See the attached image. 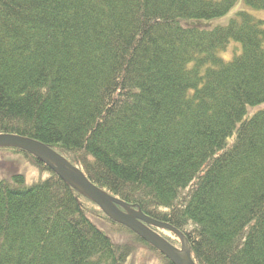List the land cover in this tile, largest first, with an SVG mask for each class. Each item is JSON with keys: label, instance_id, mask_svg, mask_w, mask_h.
I'll return each instance as SVG.
<instances>
[{"label": "trees", "instance_id": "obj_1", "mask_svg": "<svg viewBox=\"0 0 264 264\" xmlns=\"http://www.w3.org/2000/svg\"><path fill=\"white\" fill-rule=\"evenodd\" d=\"M256 10L264 0H0V134L46 144L167 222L196 264H264ZM12 148L49 176L0 179V264H126L131 244L91 214L137 234Z\"/></svg>", "mask_w": 264, "mask_h": 264}, {"label": "water", "instance_id": "obj_2", "mask_svg": "<svg viewBox=\"0 0 264 264\" xmlns=\"http://www.w3.org/2000/svg\"><path fill=\"white\" fill-rule=\"evenodd\" d=\"M1 145L17 146L27 150L50 165L59 175L92 198L109 217L141 235L147 242L164 253L174 264H195L186 239L182 238V250H179L149 230L143 222L157 227L169 228L176 231L182 237L179 231L171 225L153 219L141 211L132 209L127 204L121 203L119 200L106 194L84 177L78 169L70 167L62 157L46 144L22 136L0 135V146ZM116 204L123 205L127 209V213H124Z\"/></svg>", "mask_w": 264, "mask_h": 264}, {"label": "rangeland", "instance_id": "obj_3", "mask_svg": "<svg viewBox=\"0 0 264 264\" xmlns=\"http://www.w3.org/2000/svg\"><path fill=\"white\" fill-rule=\"evenodd\" d=\"M241 8V4L237 3L231 10V15L237 9ZM253 13L259 17L264 19V11L256 10ZM228 53V52H227ZM227 57V56H225ZM228 58V57H227ZM2 149V150H1ZM8 149V151H4ZM15 150L13 148H0V179H10L11 176L15 173H21L26 176L27 182L33 183L42 178H46L49 176V173L46 169H39L36 164H34L29 158H27L22 153H14ZM105 192V191H104ZM117 206L119 204H116ZM119 207V206H118ZM96 209V208H95ZM121 209V208H120ZM124 213H127L125 208L121 209ZM93 220L105 229L115 241H126L131 244L133 247V253L128 257L126 264H169L168 259L163 256L160 251L156 248L151 247V245L145 242L142 236H138L134 234L123 233L122 228L118 225L109 222L105 218L98 216L101 215V212L96 209V211L92 212ZM149 230L161 236L162 238L167 237L168 234L172 235L171 242L178 247H181V241L174 239L175 235H173L170 231H167L165 228L161 227H149ZM125 232V231H124ZM182 250V249H181Z\"/></svg>", "mask_w": 264, "mask_h": 264}]
</instances>
